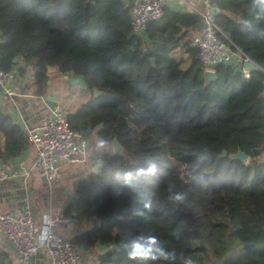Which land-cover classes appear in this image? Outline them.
I'll list each match as a JSON object with an SVG mask.
<instances>
[{"label":"trees","instance_id":"1","mask_svg":"<svg viewBox=\"0 0 264 264\" xmlns=\"http://www.w3.org/2000/svg\"><path fill=\"white\" fill-rule=\"evenodd\" d=\"M210 1L219 7L215 21L225 39L255 65L248 77L220 63L205 80L191 44L201 22L197 11L166 5L142 39L130 33L123 0H0V69L29 72L28 87L39 97L50 90L49 66L80 76L91 94L67 112L70 127L86 140L116 138L122 147L123 153H99L96 169L75 182L64 209L91 223L73 243L88 252L97 240L106 246L92 264H144L118 249L137 235L156 236L186 256L200 237L220 264H264V36L258 35L264 18H255L252 0ZM177 49L189 57L184 68ZM1 136L7 141L0 149L3 165L29 146L3 105ZM237 149L244 161L230 157ZM185 157L193 158L187 170ZM149 161L157 174L117 195L120 174ZM169 185L188 194L185 204L168 201ZM146 202L152 206L146 218L133 215ZM0 264H12L1 246Z\"/></svg>","mask_w":264,"mask_h":264},{"label":"built area","instance_id":"2","mask_svg":"<svg viewBox=\"0 0 264 264\" xmlns=\"http://www.w3.org/2000/svg\"><path fill=\"white\" fill-rule=\"evenodd\" d=\"M170 1L132 0L129 4L130 33L144 39L148 24L163 15L164 7ZM203 1V9L197 11L201 16L200 26L191 37V44L198 49L203 72H214L215 66L223 63L234 65L248 77L249 68L245 64L253 62L225 39L226 35L215 21L219 7L210 0ZM0 90L7 96L20 94L13 71L0 69ZM41 98L38 123L24 129L33 156L29 161L20 159L15 168L0 163V183L15 181L30 187L32 178L40 175L52 189L61 178L62 163H82L87 159V140L70 127L66 117L68 111L58 102L49 108L45 97ZM72 221L71 214L54 212L45 221L43 230L48 229L49 239L42 243L33 205L25 197L10 208L0 209V234L12 247L14 264H28L38 252L42 253L41 260L45 264H82L83 248L63 232Z\"/></svg>","mask_w":264,"mask_h":264},{"label":"crops","instance_id":"3","mask_svg":"<svg viewBox=\"0 0 264 264\" xmlns=\"http://www.w3.org/2000/svg\"><path fill=\"white\" fill-rule=\"evenodd\" d=\"M126 4H130L132 0H123ZM168 7L173 10L179 11H198L203 9L204 1L203 0H171L168 4ZM194 29H190L189 33L193 32ZM196 32V30L194 31ZM175 55L180 59H186L187 54L183 49H177ZM50 69V70H49ZM51 71L49 75V93H56L59 96L58 103L61 105V102L66 99L67 96L64 94L65 87L61 85V78L69 76V73H63L58 70L57 67H49ZM15 77V83L17 84V89L20 94L14 97L5 95L0 90V105H3L15 118V120L22 127L23 131L26 127L35 126L38 123L40 110L39 107L42 103V98L33 94L32 90L28 87L30 81V73L27 72L24 76H19L17 70L13 71ZM75 79H79L82 82L85 90L91 94V90L87 89L84 85V82L80 76H75ZM75 84L71 86L74 88ZM68 88V86L66 87ZM17 90V91H18ZM94 92V90H93ZM64 94V95H63ZM90 96V95H89ZM88 96V97H89ZM45 97V96H44ZM86 97L84 100L88 99ZM100 140H97L94 136L90 137L87 140V159L82 163H69L64 162L61 165V178L57 181L55 186L50 189L45 181V178L40 175H35L30 182V196L28 200L33 205L36 219H37V228L40 233H42L45 221L48 217L53 215L54 212H63L69 202L72 200L75 194V182L85 176L87 173L96 169L98 165L97 155L100 152H109V147L111 145L105 144L103 148L99 145ZM112 144V142H111ZM7 145L6 139L0 137V149H5ZM110 152H113L111 150ZM120 153H123L122 148L120 147ZM33 156L32 149L28 146L20 155L15 156L5 165L9 168H15L16 164L20 159H27L29 161ZM6 184H11L10 181L2 183L1 186L4 187ZM6 197L0 199V209H7L12 206V203H7L4 201ZM7 200V199H6ZM74 215V211L70 213ZM91 228V223L88 221H76L73 218V221L68 225L67 229L63 232L71 239L74 236L81 235L84 231ZM0 246L5 250L10 257L11 263H13V252L12 247L8 241L0 234ZM32 264H45L39 254H36Z\"/></svg>","mask_w":264,"mask_h":264},{"label":"clouds","instance_id":"4","mask_svg":"<svg viewBox=\"0 0 264 264\" xmlns=\"http://www.w3.org/2000/svg\"><path fill=\"white\" fill-rule=\"evenodd\" d=\"M253 12L257 20L264 18V0H252ZM249 23L245 22V27H249ZM264 36V32L258 33ZM105 141L101 140L99 145L101 148L105 145ZM201 156L200 160L205 159ZM158 172V166L155 162L149 161L146 167H138L133 170L125 171L120 174L123 179V184L116 188V194L120 195L125 188L136 190L137 184L148 177L155 176ZM174 185H169L168 201L173 204H185L188 200V194L185 192H177L174 190ZM151 202L143 204V209L134 208L133 215L137 217H145L146 213L151 212ZM49 239V231L45 228L40 236V241L43 243ZM119 250L126 252L128 259L133 261H140L147 264V262H164V264H195L191 256H186L183 253L179 255L175 250H168L163 243L153 235H137L125 238L118 245Z\"/></svg>","mask_w":264,"mask_h":264},{"label":"rangeland","instance_id":"5","mask_svg":"<svg viewBox=\"0 0 264 264\" xmlns=\"http://www.w3.org/2000/svg\"><path fill=\"white\" fill-rule=\"evenodd\" d=\"M175 57L180 60L181 67H186V65L189 62V57L187 55L186 59H180L178 56L175 55ZM61 85L65 87L64 94L68 95L67 100L65 99L63 103L61 102L60 107L66 111L74 109L80 102H82L86 97L90 95V93L85 90L84 86L82 85V82L78 79H75V76L69 75L61 78ZM75 84L74 88H71V86ZM68 86V88H66ZM63 94V95H64ZM111 147H109V150H113V144L111 142L109 143ZM183 164V168L185 170L188 169L190 164L193 162V158L191 157H185L184 160L181 161ZM190 176L189 172L181 174V177L184 179H187L186 177ZM98 251V249H94L93 252L84 251L83 255V261L82 264H92L94 261L95 253ZM192 257V259L195 261V264H216V260H214L207 248L205 247L202 238L198 237L193 240V251L189 255Z\"/></svg>","mask_w":264,"mask_h":264},{"label":"water","instance_id":"6","mask_svg":"<svg viewBox=\"0 0 264 264\" xmlns=\"http://www.w3.org/2000/svg\"><path fill=\"white\" fill-rule=\"evenodd\" d=\"M245 66L247 68H253L255 67V65L253 63H246ZM49 69V67H48ZM28 75V74H26ZM204 77L207 79V81L211 80L214 77V72H210V71H205L204 72ZM99 93V91L97 89H94V94ZM16 95H12V97H14ZM59 99V96L56 93H47L45 95V103L48 105L49 108H53L54 105L57 104ZM112 144H113V153H120V147L121 145L118 143L116 138H113L112 140ZM122 148V147H121ZM230 157L233 158H237L241 161H244L246 158V154L244 151H242L241 149H237L235 152L230 153ZM6 183V182H3ZM11 184H6L4 187L1 186L2 183H0V199L2 197H6V199H4V201H6L7 203H20V201L22 199H24L25 197H29L30 194V187H24L22 186L19 182H15V181H10ZM75 214V212H74ZM95 247L98 249V251L100 253L105 252L106 246L104 244H102L99 240H97L95 242ZM39 256L42 258V253L38 252ZM32 260L28 263V264H32ZM216 264H220V261H216Z\"/></svg>","mask_w":264,"mask_h":264}]
</instances>
